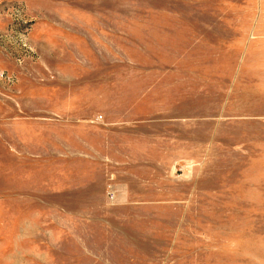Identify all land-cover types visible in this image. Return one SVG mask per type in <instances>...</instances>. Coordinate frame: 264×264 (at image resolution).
<instances>
[{
    "label": "rangeland",
    "instance_id": "rangeland-1",
    "mask_svg": "<svg viewBox=\"0 0 264 264\" xmlns=\"http://www.w3.org/2000/svg\"><path fill=\"white\" fill-rule=\"evenodd\" d=\"M0 264H264V0H0Z\"/></svg>",
    "mask_w": 264,
    "mask_h": 264
}]
</instances>
